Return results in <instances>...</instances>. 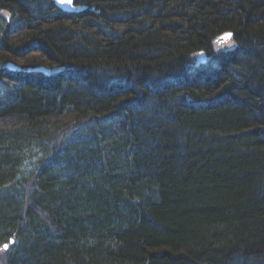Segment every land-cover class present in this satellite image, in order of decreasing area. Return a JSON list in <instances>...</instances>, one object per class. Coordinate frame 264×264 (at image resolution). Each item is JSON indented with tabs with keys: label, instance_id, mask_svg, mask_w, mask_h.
Listing matches in <instances>:
<instances>
[{
	"label": "trees",
	"instance_id": "trees-1",
	"mask_svg": "<svg viewBox=\"0 0 264 264\" xmlns=\"http://www.w3.org/2000/svg\"><path fill=\"white\" fill-rule=\"evenodd\" d=\"M74 1L0 0V264H264V0Z\"/></svg>",
	"mask_w": 264,
	"mask_h": 264
},
{
	"label": "water",
	"instance_id": "water-1",
	"mask_svg": "<svg viewBox=\"0 0 264 264\" xmlns=\"http://www.w3.org/2000/svg\"><path fill=\"white\" fill-rule=\"evenodd\" d=\"M52 1L54 2L55 6L62 11L77 13L83 9L81 6L75 5L74 0H71V2H69V0H63V2H61V0H52ZM222 41H223L222 38H218L217 40H215L216 43H220ZM199 59L201 60L202 63H205V53L203 51L199 54ZM8 68H12L13 70L17 69L15 65L13 66L9 65ZM38 69L44 70L45 72H49L50 70L45 68H38Z\"/></svg>",
	"mask_w": 264,
	"mask_h": 264
},
{
	"label": "bare ground",
	"instance_id": "bare-ground-1",
	"mask_svg": "<svg viewBox=\"0 0 264 264\" xmlns=\"http://www.w3.org/2000/svg\"><path fill=\"white\" fill-rule=\"evenodd\" d=\"M52 1V0H51ZM53 2V1H52ZM54 3V2H53ZM74 3H75V1H74ZM55 5V4H54ZM75 5H77L76 3H75ZM79 6H81L83 9L82 10H84L86 7L85 6H83V5H79ZM81 10V11H82ZM62 11V10H61ZM81 11H79V12H81ZM62 12H65V13H72V12H67V11H62ZM76 13V12H75ZM78 13V12H77ZM217 40V39H216ZM216 43V42H215ZM217 44H219V43H217ZM10 64H8L7 65V67L9 66ZM13 66V65H12ZM11 70H13L12 68H10Z\"/></svg>",
	"mask_w": 264,
	"mask_h": 264
},
{
	"label": "snow or ice",
	"instance_id": "snow-or-ice-1",
	"mask_svg": "<svg viewBox=\"0 0 264 264\" xmlns=\"http://www.w3.org/2000/svg\"><path fill=\"white\" fill-rule=\"evenodd\" d=\"M61 2H63V0H61ZM69 2H71V0H69ZM230 35V34H229ZM8 247L7 244L4 245V248L6 249Z\"/></svg>",
	"mask_w": 264,
	"mask_h": 264
},
{
	"label": "rangeland",
	"instance_id": "rangeland-1",
	"mask_svg": "<svg viewBox=\"0 0 264 264\" xmlns=\"http://www.w3.org/2000/svg\"><path fill=\"white\" fill-rule=\"evenodd\" d=\"M33 170H34V168H33Z\"/></svg>",
	"mask_w": 264,
	"mask_h": 264
}]
</instances>
